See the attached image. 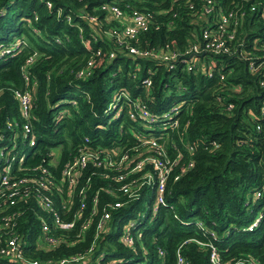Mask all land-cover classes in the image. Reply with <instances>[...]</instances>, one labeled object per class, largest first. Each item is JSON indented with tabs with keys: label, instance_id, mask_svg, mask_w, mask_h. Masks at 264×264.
<instances>
[{
	"label": "trees",
	"instance_id": "16d2710c",
	"mask_svg": "<svg viewBox=\"0 0 264 264\" xmlns=\"http://www.w3.org/2000/svg\"><path fill=\"white\" fill-rule=\"evenodd\" d=\"M203 2L0 0V49L8 48L0 54V145L19 132L24 120L15 91L27 90L34 143L22 147L26 161L44 162L46 153L58 148L60 163L83 136L90 144L130 148L138 144L130 129L160 135L166 152L176 157L166 179L164 204L150 217L153 192L148 189L119 207L107 208L110 217L86 264H111L110 259H121L117 264H174L176 251L185 264H208L209 244L221 260L249 256L264 264V65L251 70L241 55H252L256 63L262 54L253 45L264 41V0H212L210 21L199 15ZM110 3L124 17L131 9L148 12L147 28L136 38H124V43L139 48L166 44L169 50L183 52L191 42L203 41L202 28L213 29L209 25L218 12L231 11L240 20L228 25L235 28L234 38L227 41L229 51L200 52L197 58L168 67L159 58L133 55L117 42L111 32L120 29L121 21L101 8ZM178 56L186 59L188 54ZM89 58L88 74L77 76ZM191 59L199 62L189 69ZM149 74L152 83L146 97L141 79ZM122 89L130 100L140 97L158 116L156 121L142 125L129 119V101L124 98L117 101L120 108L112 117L114 110H108L107 103ZM177 102H182L177 124L161 123V113ZM8 120H16L17 126H7ZM160 125L165 127L159 130ZM188 161L191 166L181 170ZM104 174L99 169L90 175V191L102 186L98 209L104 202L125 199ZM259 212L261 217L248 229ZM95 218L83 239L63 233L67 238L52 249L27 245L24 253L42 261L82 252ZM132 218L141 231L136 236L133 230V242L126 244L119 235ZM18 220L16 227L21 225ZM0 264L23 263L0 258Z\"/></svg>",
	"mask_w": 264,
	"mask_h": 264
},
{
	"label": "built area",
	"instance_id": "2783aa9c",
	"mask_svg": "<svg viewBox=\"0 0 264 264\" xmlns=\"http://www.w3.org/2000/svg\"><path fill=\"white\" fill-rule=\"evenodd\" d=\"M102 9L110 12L113 17L121 21L119 30H113L111 34L116 37L119 44L124 43V38H136V35L147 28L149 14L138 9H131L126 17L123 11L113 3L102 4ZM250 9H253L251 6ZM212 0H204L199 15L205 20L213 17ZM90 19H93L91 16ZM214 19V18H213ZM240 20V17H238ZM237 17L232 12L218 14L213 20V29L204 27L201 30V43L191 42L183 52L169 50L165 44L155 48H139L124 43L126 50L139 57L159 58L172 67L177 60L187 62L192 56L196 57L200 52H227L229 44L227 41L234 38V27ZM242 42L244 39L242 38ZM256 41V40H255ZM16 46V43L12 47ZM259 47L262 51L259 60L254 63L246 52L241 55L248 60V68L256 70L258 66L264 65V41L261 44H254L253 48ZM7 49H0V54ZM98 53V51H97ZM188 56L185 59L186 55ZM112 53L109 54L111 56ZM180 57H182L180 59ZM92 58L87 59L86 65L76 72L77 76H85L92 63ZM186 60V61H185ZM198 59H191L187 68H191ZM210 74V72H209ZM222 76L219 75V78ZM145 96L151 88L150 74L141 79ZM262 84V81H260ZM33 89V88H32ZM18 103V111L22 121L19 132H14L11 137L0 145V258H8L23 264H86L90 255L96 250L97 238L105 228V222L109 219L107 208H116L129 199L138 195L141 191L153 192V204L149 208L150 217L154 215L158 205L164 204V192L166 179L171 172L172 166L176 163L166 152L163 144L158 140L160 135H154L149 131L129 130V134L137 139L138 144L125 148L118 144L102 145L99 143L90 144L86 136L75 145L70 155L62 162H58V151H48L49 157L44 162L26 161L22 147H28L34 143L32 135H29L30 125L28 122V100L29 92L15 91ZM127 90H119L112 100L107 103L108 110H118L120 104L117 101L126 99L129 101L128 118L136 119L139 124L144 122L154 123L158 116H154L145 106L140 97L134 96L129 99ZM182 102L170 104L161 113V123H168L170 126L177 124L176 114ZM230 106V105H229ZM122 107V105H121ZM175 116V117H174ZM7 126H17L16 120H8ZM165 125L159 126V130ZM159 133V132H158ZM149 165L145 168V165ZM191 161L180 167L181 170L190 167ZM102 169L104 176L111 178L116 183V190L125 196L123 201L114 200L104 202L98 209V193L101 185L90 191L89 181L93 171ZM111 171V174H109ZM176 174L173 176L176 178ZM112 193L111 188L107 190ZM260 191L255 193L256 196ZM146 210V211H147ZM30 214V216H28ZM144 215V214H143ZM141 216V218L143 217ZM31 218L30 220L28 219ZM96 217V218H95ZM149 217V218H150ZM261 217L259 212L247 226L250 229ZM19 218V220H18ZM94 219L92 237L82 252H77L56 260L28 259L25 246L32 245L35 249L50 250L67 238L72 233L74 239L84 238L86 230ZM17 220L21 223L16 227ZM26 222L23 225V222ZM136 221L128 219L123 225L119 235L120 241L131 244L133 235H140L141 229L135 226ZM139 224V223H138ZM135 226V227H134ZM133 230L135 234H133ZM208 264H260L253 257L235 258L233 260H221L214 246L209 244ZM101 256V257H100ZM102 258L99 255L98 259ZM111 264H117L121 259H110ZM183 256L176 251L174 264H185Z\"/></svg>",
	"mask_w": 264,
	"mask_h": 264
},
{
	"label": "rangeland",
	"instance_id": "374dc122",
	"mask_svg": "<svg viewBox=\"0 0 264 264\" xmlns=\"http://www.w3.org/2000/svg\"><path fill=\"white\" fill-rule=\"evenodd\" d=\"M117 113H118V110L113 111V115H112V117L115 116ZM52 151H53L54 153H57L58 148H54V149H52ZM256 214H257V213H256ZM256 214H255V216H256ZM149 221H150V220L148 219L146 223H149Z\"/></svg>",
	"mask_w": 264,
	"mask_h": 264
}]
</instances>
